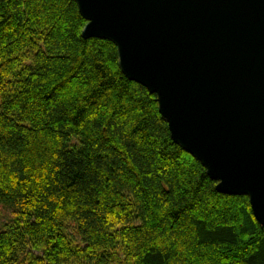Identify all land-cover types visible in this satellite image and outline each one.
<instances>
[{
	"label": "trees",
	"instance_id": "obj_1",
	"mask_svg": "<svg viewBox=\"0 0 264 264\" xmlns=\"http://www.w3.org/2000/svg\"><path fill=\"white\" fill-rule=\"evenodd\" d=\"M86 23L73 0H0V264H264L249 199L217 191Z\"/></svg>",
	"mask_w": 264,
	"mask_h": 264
},
{
	"label": "water",
	"instance_id": "obj_2",
	"mask_svg": "<svg viewBox=\"0 0 264 264\" xmlns=\"http://www.w3.org/2000/svg\"><path fill=\"white\" fill-rule=\"evenodd\" d=\"M172 139L264 226V0H73Z\"/></svg>",
	"mask_w": 264,
	"mask_h": 264
},
{
	"label": "rangeland",
	"instance_id": "obj_3",
	"mask_svg": "<svg viewBox=\"0 0 264 264\" xmlns=\"http://www.w3.org/2000/svg\"><path fill=\"white\" fill-rule=\"evenodd\" d=\"M14 218L13 209L8 205L0 204V230L4 227L5 224L10 223ZM67 233L73 238V240L78 243L79 238L75 232L74 224L70 223L67 226Z\"/></svg>",
	"mask_w": 264,
	"mask_h": 264
}]
</instances>
